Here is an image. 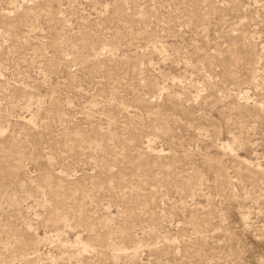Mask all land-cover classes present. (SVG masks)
I'll list each match as a JSON object with an SVG mask.
<instances>
[{"label": "rangeland", "instance_id": "rangeland-1", "mask_svg": "<svg viewBox=\"0 0 264 264\" xmlns=\"http://www.w3.org/2000/svg\"><path fill=\"white\" fill-rule=\"evenodd\" d=\"M0 264H264V0H0Z\"/></svg>", "mask_w": 264, "mask_h": 264}]
</instances>
